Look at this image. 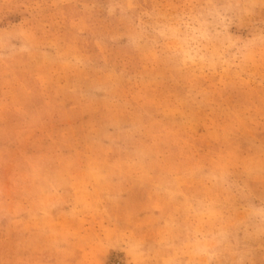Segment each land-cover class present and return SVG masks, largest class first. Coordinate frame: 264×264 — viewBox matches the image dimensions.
Returning <instances> with one entry per match:
<instances>
[{
  "label": "rangeland",
  "instance_id": "rangeland-1",
  "mask_svg": "<svg viewBox=\"0 0 264 264\" xmlns=\"http://www.w3.org/2000/svg\"><path fill=\"white\" fill-rule=\"evenodd\" d=\"M0 264H264V0H0Z\"/></svg>",
  "mask_w": 264,
  "mask_h": 264
}]
</instances>
